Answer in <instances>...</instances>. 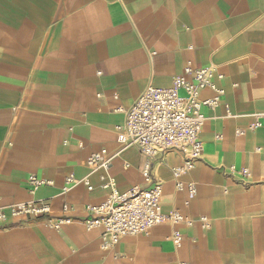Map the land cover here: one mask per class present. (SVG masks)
<instances>
[{"label":"crops","instance_id":"0c3cea01","mask_svg":"<svg viewBox=\"0 0 264 264\" xmlns=\"http://www.w3.org/2000/svg\"><path fill=\"white\" fill-rule=\"evenodd\" d=\"M188 64L223 76L214 81L220 102L202 108V157L180 191L178 153L153 158L150 176L162 183L163 212L206 216L211 227L164 223L103 252L101 228L83 225V207L108 195L100 176L121 193L149 186L146 158L117 143L123 117L114 110L149 85L169 88ZM102 148L118 155L89 173L85 160ZM30 175L52 186L32 192ZM68 175L93 190L79 183L63 193ZM39 200L49 215L11 224V206ZM64 205L72 221L55 232ZM0 207V264H264V0H0Z\"/></svg>","mask_w":264,"mask_h":264},{"label":"built area","instance_id":"2783aa9c","mask_svg":"<svg viewBox=\"0 0 264 264\" xmlns=\"http://www.w3.org/2000/svg\"><path fill=\"white\" fill-rule=\"evenodd\" d=\"M222 79L223 76L217 73L214 67L194 68L188 64L182 74L173 78L169 88H155L149 85L130 107H116L114 112L123 117L122 122L115 126L117 143L123 150L137 149L146 158L143 176L149 186L145 188L136 186L121 193L113 179L100 176V186L108 191V195L100 205L83 207L86 214L83 225L87 231L101 228V251H111L125 236H147L154 227L164 223L174 226L184 224L188 227L197 223L203 230L210 229L211 221L206 216L194 220L183 217L177 210L163 212L162 183L159 179L151 178L150 161L167 152L178 153L182 160L172 169V177L177 191L184 188L180 179L194 168L203 154L200 135L205 117L202 108L212 109L218 105L223 92L216 87L214 81ZM206 89H211L215 97L202 100L201 93ZM259 125L260 123L255 122L249 128L254 129ZM221 138V135H215L216 140ZM117 155L109 156L105 149H99L87 157L85 166L89 173L105 171L110 168ZM124 166L127 167V164ZM229 170L230 174L238 173L244 178L248 176V170L245 168L237 170L230 167ZM27 183L32 192L52 186L51 181L39 179L35 175H30ZM79 183H83L88 191L93 190L87 178L76 180L72 175L64 179L61 190L63 193L67 192ZM186 189L190 195L195 194V187L192 184ZM71 211L72 207L64 205L63 215L53 218L50 228L59 232L64 224L72 221V217L69 216ZM8 213L13 220L11 224L14 225L49 215V205L43 200L19 203L11 206ZM4 220L5 211L0 207V226ZM179 237L177 231L172 235L171 240L175 245L179 244Z\"/></svg>","mask_w":264,"mask_h":264}]
</instances>
